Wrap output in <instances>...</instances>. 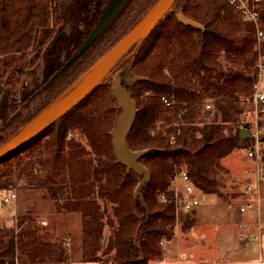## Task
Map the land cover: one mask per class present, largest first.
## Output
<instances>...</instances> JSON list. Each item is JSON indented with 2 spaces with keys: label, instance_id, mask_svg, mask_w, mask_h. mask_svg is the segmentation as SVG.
<instances>
[{
  "label": "rangeland",
  "instance_id": "374dc122",
  "mask_svg": "<svg viewBox=\"0 0 264 264\" xmlns=\"http://www.w3.org/2000/svg\"><path fill=\"white\" fill-rule=\"evenodd\" d=\"M57 1L59 20L55 19L53 12L49 18V26L54 29L52 41L38 55L30 52L28 58L31 63L22 74L13 68L5 70L0 66V100L6 95L5 104L0 105V145L82 79L156 0H127L93 42L72 61V55L96 26L111 0ZM184 2L176 0L168 12L175 15L178 10L183 11ZM234 18L233 25L239 30L236 31L237 43L248 45V39L255 34L248 25ZM64 30L66 38L60 37L54 43V38L61 36ZM140 44L135 49L131 48L100 84H108L111 91L114 78L120 76L122 83L131 90L136 81L132 76L138 77L132 71V64ZM249 56L245 55V58ZM223 59L222 52L219 60L225 64ZM51 66H55L58 73L47 87V99L36 97L32 100L30 94L35 90L34 84ZM240 99H244L240 118L236 122L224 123L225 130L234 132L243 120L254 118L250 99ZM205 100L212 104L208 110L201 108L199 124L214 119V101L210 98ZM113 103L115 114L108 130L110 141L117 112L114 98ZM68 119L63 121L66 129H62L64 145L62 143L63 146L57 149L58 154L61 158H68L67 143L70 141L78 142L85 153L65 160L62 166L63 162L56 154L57 146L51 140L63 125L57 124L31 149L11 158V181L6 188L0 189V229L13 230L18 253L16 264H119L115 262L116 248L108 247L120 220L115 208L123 215L128 209L132 216L139 218H146L149 213L144 202V189L141 185L138 187L141 175L117 163L113 146L110 151L107 144L104 145L100 157L96 156L90 150L84 130L67 125ZM259 124L264 127L260 119ZM158 128L156 126L155 130ZM96 164L100 170L98 177L92 173ZM248 171L242 147L223 157L220 166L216 167L214 192H199L197 206L185 220L174 218L168 225L170 238H164L162 244L158 242L163 248L161 263L156 262L157 258L143 264H264V203L259 215L253 211L241 212L238 208ZM70 175H74L75 183L71 182ZM126 175L131 177L130 180ZM63 176L64 180H61ZM10 190L16 195L6 203L3 197ZM88 199L97 201L103 210L102 235L97 243L98 249L93 252L95 236L89 231L93 226L84 224L85 215L81 208L76 207L78 202ZM244 238L247 239L242 244ZM134 240L137 243V235ZM32 241L49 244L51 251L38 256ZM60 253L61 260L54 262L53 257ZM91 255L95 260H89Z\"/></svg>",
  "mask_w": 264,
  "mask_h": 264
},
{
  "label": "trees",
  "instance_id": "16d2710c",
  "mask_svg": "<svg viewBox=\"0 0 264 264\" xmlns=\"http://www.w3.org/2000/svg\"><path fill=\"white\" fill-rule=\"evenodd\" d=\"M50 12L59 20L57 0H0V66L3 69L13 68L22 74L31 63L30 52L38 55L52 41L54 29L49 26ZM183 12L202 23L204 28L183 24L168 12L143 39L132 64L133 73L139 77L131 86L137 111L127 134V143L131 149L144 150L139 161L148 168L150 179L141 187L149 213L146 218H139L132 216L128 209L123 215L115 208L120 220L108 247L116 248L115 262L119 264H143L157 258L156 262L161 263L163 248L158 242L170 238L168 225L175 216L173 201L162 202L158 196L164 192L167 199L172 198L171 184L176 170L185 167L194 184L209 194L214 192L217 184L215 172L220 160L246 144V137L242 138L239 132L248 124L241 122L231 132L225 130L224 123L236 122L240 118L244 103L240 97L249 98L256 71L255 35L248 39V45L237 43L236 31L239 30L232 21L236 17L254 34L255 25L244 21L239 12L224 0H185ZM260 14V27L264 29V9ZM222 52L225 64L219 60ZM248 54L250 58L246 59ZM57 73L55 66H51L43 79L36 81L32 100L45 98L47 87ZM163 94L172 98L170 104L161 99ZM205 98L214 101V119L199 124ZM113 105L109 85L96 86L57 122L0 159V189L6 188L11 181V158L31 149L57 124L63 125L51 140L57 146L56 154L63 162L62 166L65 160L85 153L78 142L70 141L66 144L68 158L59 156L57 149L62 143L64 145L62 129L66 131L65 118H69L67 125L84 130L90 150L96 156L100 157L101 147L106 144L112 151L108 130L115 114ZM260 122L264 123V116ZM156 126L159 128L155 130ZM177 127L179 132H176ZM37 161L41 163L40 159ZM92 173L100 176L98 164ZM70 177L75 183L74 175ZM127 177L130 180L131 177ZM76 207L85 215L84 224L93 226V230H89L95 236L93 252L98 249L97 243L102 235L103 210L94 199L81 200ZM188 214L181 219L185 220ZM136 235L137 243L134 240ZM31 244L38 256L51 251L49 244L35 241ZM17 254L13 230L0 229V264H16ZM61 254H56L53 261L59 262ZM88 258L95 260L92 255Z\"/></svg>",
  "mask_w": 264,
  "mask_h": 264
},
{
  "label": "water",
  "instance_id": "95a60500",
  "mask_svg": "<svg viewBox=\"0 0 264 264\" xmlns=\"http://www.w3.org/2000/svg\"><path fill=\"white\" fill-rule=\"evenodd\" d=\"M126 1H110L97 21L96 26L79 45L70 61L76 59L93 42ZM175 2L176 0H156L147 12L109 48L82 79L0 145V159L46 130L83 100L107 77L131 48L134 47L135 49L142 42L168 13ZM175 15L183 24L200 29L204 28L202 23L189 18L182 10L175 12ZM66 36L67 34H65L64 30L61 36L57 35L54 38L53 42L55 43L60 37L66 38ZM132 77L133 80L139 78L136 76ZM111 92L117 107L114 125L110 131L113 153L116 161L122 164L126 170H133L141 175L138 182L139 187L149 181L150 172L139 161L144 150L131 149L127 143V134L130 131L137 111L136 103L129 86L122 83L120 76L114 78ZM5 100L6 95H3L0 100L1 106L5 104ZM239 133L242 138H245L249 135V129L241 128ZM246 239H242L241 243L244 244Z\"/></svg>",
  "mask_w": 264,
  "mask_h": 264
},
{
  "label": "built area",
  "instance_id": "2783aa9c",
  "mask_svg": "<svg viewBox=\"0 0 264 264\" xmlns=\"http://www.w3.org/2000/svg\"><path fill=\"white\" fill-rule=\"evenodd\" d=\"M227 5L233 7L239 12L244 21L252 22L255 25V41L253 49L256 52L254 66L255 79L252 86V92L249 99L251 101L254 118L243 120L248 124L249 135L245 138V145L242 146L244 158L248 162L249 171L247 180L242 185L239 203L241 212L253 211L256 214L261 213V205L264 203V127L259 124V119L264 116V51L262 43L264 41V29L260 27V12L264 9V0H224ZM161 99L170 104L172 98L167 95H161ZM211 103L204 102V108L209 109ZM176 132H179L177 127ZM177 181L179 182L177 184ZM173 196L167 199L164 192L158 196L159 200L165 202L172 200L174 203V216L176 220L181 219L186 213L191 212L199 203L197 194L203 193L192 181L188 170L183 167L176 170L173 179ZM16 193L8 191L3 197L4 202H9ZM260 220V218H258ZM259 223V221H258ZM164 238L160 241L162 244Z\"/></svg>",
  "mask_w": 264,
  "mask_h": 264
},
{
  "label": "flooded vegetation",
  "instance_id": "af4514ba",
  "mask_svg": "<svg viewBox=\"0 0 264 264\" xmlns=\"http://www.w3.org/2000/svg\"><path fill=\"white\" fill-rule=\"evenodd\" d=\"M45 76V75H44ZM43 78H40L39 79V81H41ZM35 85V84H34ZM34 92V91H33ZM30 96L32 97V93L30 94ZM29 102L31 101V100H28Z\"/></svg>",
  "mask_w": 264,
  "mask_h": 264
},
{
  "label": "crops",
  "instance_id": "0c3cea01",
  "mask_svg": "<svg viewBox=\"0 0 264 264\" xmlns=\"http://www.w3.org/2000/svg\"><path fill=\"white\" fill-rule=\"evenodd\" d=\"M206 101H207V100H205L204 102H206ZM208 102H210V101H208ZM210 103H211V102H210ZM211 104H212V103H211ZM203 109H204V110H208V109H205L204 107H203Z\"/></svg>",
  "mask_w": 264,
  "mask_h": 264
}]
</instances>
